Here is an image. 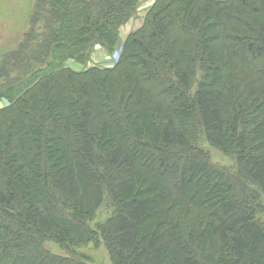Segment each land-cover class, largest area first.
Returning <instances> with one entry per match:
<instances>
[{"label":"trees","instance_id":"16d2710c","mask_svg":"<svg viewBox=\"0 0 264 264\" xmlns=\"http://www.w3.org/2000/svg\"><path fill=\"white\" fill-rule=\"evenodd\" d=\"M33 1L0 66V264L100 239L114 264H264V0H155L122 44L142 0Z\"/></svg>","mask_w":264,"mask_h":264},{"label":"rangeland","instance_id":"374dc122","mask_svg":"<svg viewBox=\"0 0 264 264\" xmlns=\"http://www.w3.org/2000/svg\"><path fill=\"white\" fill-rule=\"evenodd\" d=\"M154 2L155 0H142L137 16L120 30L121 44L131 32L141 27L148 9ZM33 4V0H0V66L2 59L18 50L23 42L24 36L28 31V22L33 11ZM116 61V53L111 55L102 49H97L92 57V63L102 66H112ZM208 150L214 163L226 167L232 166L231 160L223 156L218 150L209 146ZM98 214V220L103 222L108 218L109 213L103 207ZM150 228L151 225L148 224L147 226V224H144L143 230L147 232ZM49 248L56 254L66 255L64 251L55 245L50 244ZM77 255L92 264H114L101 239L81 248L77 251Z\"/></svg>","mask_w":264,"mask_h":264}]
</instances>
